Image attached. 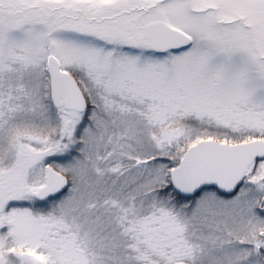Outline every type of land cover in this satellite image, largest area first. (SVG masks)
Returning a JSON list of instances; mask_svg holds the SVG:
<instances>
[{"label":"snow or ice","instance_id":"obj_1","mask_svg":"<svg viewBox=\"0 0 264 264\" xmlns=\"http://www.w3.org/2000/svg\"><path fill=\"white\" fill-rule=\"evenodd\" d=\"M0 264H264V0H0Z\"/></svg>","mask_w":264,"mask_h":264}]
</instances>
